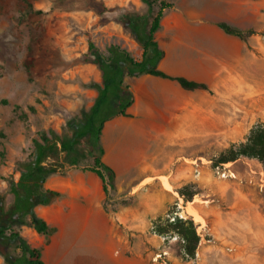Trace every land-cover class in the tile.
<instances>
[{
    "label": "crops",
    "instance_id": "crops-1",
    "mask_svg": "<svg viewBox=\"0 0 264 264\" xmlns=\"http://www.w3.org/2000/svg\"><path fill=\"white\" fill-rule=\"evenodd\" d=\"M164 2L169 6L162 10L154 42L162 53L156 69L169 78H125L133 102L126 116L107 120L101 130V162L114 173L113 190L106 197L95 174L63 164L62 172L43 184L57 198L34 208L47 234L13 227L40 249L43 264H158L153 256L163 250L169 264H247L264 253V191L257 188L261 163L234 161L242 181L209 178L205 167L195 174L187 165L200 157L195 148L225 146L226 132L264 126V0ZM219 23L245 33L244 38L225 34ZM141 54L140 49L132 57L140 61ZM172 78L205 89L187 90ZM39 80L44 78L22 71L0 72V195L6 197L5 179L17 181L16 163L31 141L50 129L51 115L37 102L43 96L34 86ZM58 87L66 92L65 85ZM159 177L167 178L169 192ZM184 187L199 190L194 195L204 199L198 210L207 226L197 256L187 258L181 242L153 231ZM11 202L12 196L5 208Z\"/></svg>",
    "mask_w": 264,
    "mask_h": 264
},
{
    "label": "rangeland",
    "instance_id": "rangeland-1",
    "mask_svg": "<svg viewBox=\"0 0 264 264\" xmlns=\"http://www.w3.org/2000/svg\"><path fill=\"white\" fill-rule=\"evenodd\" d=\"M157 1L152 2L153 13L159 8L160 0ZM145 14L147 7L141 0H0V60L3 64L0 72L22 71L29 77L44 78L34 86L38 92L43 91L42 98L37 100L41 109L51 115L50 129L44 133L46 137L49 138V131L69 137L71 129L83 122L82 113L87 112L96 97L91 85L100 83V72L92 62L88 43L102 53L110 45H116L134 57L141 45L129 19ZM22 62L25 64L21 65ZM59 83L65 85V93L59 90ZM29 106L25 108L27 115L31 111ZM40 107L36 106V110ZM57 127L58 130H54ZM248 135L226 132L225 146L195 148L200 157L187 165L193 170L205 167L209 178H216L212 168L217 159L230 148L236 149L244 143ZM80 149L86 157L89 155L87 143L81 142ZM86 161L89 164L90 160ZM207 182L211 185V179ZM179 191L189 200L185 201ZM198 192L196 188L179 189L178 196H174L181 200H176L167 214H180L184 221H191L195 229L198 223L205 225L198 210L204 199L198 195L189 198L190 194ZM10 201L11 195H3L4 203ZM189 210L201 218V222L195 220ZM13 231L19 234L17 229ZM172 234L175 233L168 235ZM258 256V259H248L247 264H264V253L259 251Z\"/></svg>",
    "mask_w": 264,
    "mask_h": 264
},
{
    "label": "trees",
    "instance_id": "trees-1",
    "mask_svg": "<svg viewBox=\"0 0 264 264\" xmlns=\"http://www.w3.org/2000/svg\"><path fill=\"white\" fill-rule=\"evenodd\" d=\"M154 1L158 2L141 0L147 7V14L129 19L130 27L140 39V61H135L128 52L116 45H110L105 53H102L92 43H88L87 49L93 56L92 62L100 72V83L91 85L96 91V97L87 112L82 113L83 122L71 129L69 137L49 131L48 138L44 133H39V140L31 141L30 147L25 151V157L15 165L18 172L17 181L14 182L12 178L5 179L6 193L12 196V202L5 208L3 195H0V223L6 225L0 227V257L3 264H43L40 249L32 248L13 231V227L27 226L37 234H47V226L43 220L36 217L34 208L38 205L47 206L57 198L58 195L45 190L43 184L49 176L61 173L63 164L95 174L106 197L113 190L114 173L101 162L103 150L100 146V135L104 122L116 116H126V110L133 102L132 93L124 80L142 74L169 78L156 69L162 53L154 42L162 10L169 5L160 0L158 10L153 13ZM217 26L227 35L240 39L245 36V33L223 23ZM172 79L187 90L205 89L204 85L183 78ZM5 103L6 101H1V104ZM14 113L19 114V118L25 117L19 107L14 108ZM81 142L87 143L89 147L87 157L80 149ZM61 153L64 154L62 162ZM240 157L257 160L264 172V126L252 130L244 143L236 149L230 148L214 165L234 162ZM86 160H90L89 164ZM84 163L86 165L82 166ZM178 193L185 201L189 200L182 191ZM193 195L194 193L190 194L189 198ZM153 231L161 236L175 233L182 240L183 253L187 257L194 256L198 237L191 221L177 218L174 223H169L167 220H158L153 223Z\"/></svg>",
    "mask_w": 264,
    "mask_h": 264
},
{
    "label": "built area",
    "instance_id": "built-area-1",
    "mask_svg": "<svg viewBox=\"0 0 264 264\" xmlns=\"http://www.w3.org/2000/svg\"><path fill=\"white\" fill-rule=\"evenodd\" d=\"M63 155V153H61ZM197 168H195V174H197L196 171ZM212 172L213 175L219 179V180H232V181H241V178L238 176L237 172L235 171V169L233 168V162L230 163H226V164H219L218 166H215L212 168ZM249 174H254L255 171L252 168H249ZM257 176L259 177L258 179V190L259 191H264V172L263 170L260 171ZM178 202L179 200H181L180 198L177 199ZM177 207H179V203L177 204ZM166 220L169 223H174L175 220L177 218L182 219V216L178 213H169L166 215ZM200 230V231H198ZM196 235L198 237V244L204 239V237L207 234V226L205 225H201L200 223H198L197 228L195 229ZM164 238L170 239L171 241H179L182 243V240L176 235V234H172V235H167V236H163ZM182 254L187 258V256L183 253L182 250ZM195 256H197V254H195ZM153 260L155 262H157L158 264H169V254L167 250H163L160 251L158 253H156L153 256Z\"/></svg>",
    "mask_w": 264,
    "mask_h": 264
},
{
    "label": "bare ground",
    "instance_id": "bare-ground-1",
    "mask_svg": "<svg viewBox=\"0 0 264 264\" xmlns=\"http://www.w3.org/2000/svg\"><path fill=\"white\" fill-rule=\"evenodd\" d=\"M160 179H161V182H162V186L164 187V190H167L166 192H169L171 190V186L168 183L167 179L166 178H160ZM189 213L194 216L195 220H197V221L200 220V222H201V218H199L192 210H189ZM202 222H203V220H202Z\"/></svg>",
    "mask_w": 264,
    "mask_h": 264
}]
</instances>
